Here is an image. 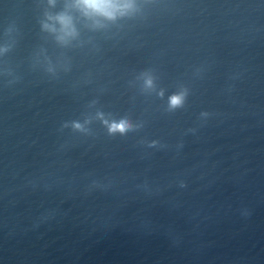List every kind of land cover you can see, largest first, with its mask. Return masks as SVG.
I'll list each match as a JSON object with an SVG mask.
<instances>
[{
    "label": "water",
    "instance_id": "obj_1",
    "mask_svg": "<svg viewBox=\"0 0 264 264\" xmlns=\"http://www.w3.org/2000/svg\"><path fill=\"white\" fill-rule=\"evenodd\" d=\"M0 264H264V0H0Z\"/></svg>",
    "mask_w": 264,
    "mask_h": 264
},
{
    "label": "clouds",
    "instance_id": "obj_2",
    "mask_svg": "<svg viewBox=\"0 0 264 264\" xmlns=\"http://www.w3.org/2000/svg\"><path fill=\"white\" fill-rule=\"evenodd\" d=\"M77 7L85 16L114 20L117 17L133 12L135 10V0H77ZM55 19L61 25V31L64 34L61 39L75 35L71 17L60 14L55 17ZM147 83L150 85L151 81L149 80ZM170 103L173 107L178 106L182 103V97L173 96L170 98ZM77 127H79V125H77ZM129 127L126 120H121L119 123H113L110 127V131H119L123 133Z\"/></svg>",
    "mask_w": 264,
    "mask_h": 264
}]
</instances>
